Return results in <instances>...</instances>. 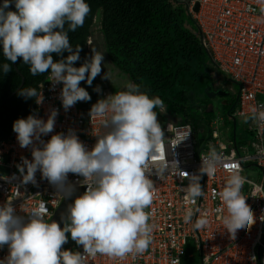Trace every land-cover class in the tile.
<instances>
[{"label": "clouds", "instance_id": "clouds-1", "mask_svg": "<svg viewBox=\"0 0 264 264\" xmlns=\"http://www.w3.org/2000/svg\"><path fill=\"white\" fill-rule=\"evenodd\" d=\"M13 6L15 11L7 10ZM90 12L85 0H3L0 4V46L4 58L13 63L20 58L29 66L31 75L49 72L47 80L53 85L62 83L59 98L65 111L77 102L91 99L79 84L83 81L91 86L102 71L103 53L94 49L89 60L80 67L73 66L80 59L81 48L77 45L73 50L68 32L83 27ZM260 12L264 13V7ZM65 51L69 53L65 59L53 61L52 53L61 55ZM2 69L5 74L11 71L8 63ZM104 78L108 79L106 73ZM42 87L40 84L38 88H23L18 95L25 99L35 97L40 104L43 95L38 89ZM126 89L92 105L89 115L98 118L105 131L98 134L91 151L74 133L56 134L46 143L41 141L42 148L32 149L31 161L23 159L22 165L17 166L25 184H35L39 171L43 179L68 195L71 186L65 182L67 175L73 173L84 178L87 188L69 205L68 222L63 228L45 220V204L32 210L27 222L15 215L10 201L0 207V247L7 245L9 249L0 264H88L89 258L97 255L124 259L149 249L153 226L149 223L151 214L145 210L153 203L155 187L146 173L155 169L156 175L162 177L166 168L173 170L170 172L175 169L165 159H153L157 146L164 140L154 109L163 113L167 107L159 97L149 98L138 84L129 82ZM94 90L100 91L99 87ZM57 115L58 110L51 109L46 121L32 115L17 119L12 128L20 147H28L33 139L39 141L42 134L52 132ZM259 120L264 123V113L259 114ZM222 164L221 155L213 148L201 158L199 172L212 177ZM229 172L230 177L218 194L224 208L217 211L223 213L226 208L222 224L234 236L237 230L250 228L254 216L242 195L246 177L240 174L238 166ZM180 173L189 180L183 191L195 205L204 195L201 177ZM199 212V208L187 209L184 223L193 224L195 230L206 227L207 214L197 215ZM67 234L83 247L84 254L61 250L67 243ZM173 264H179V260Z\"/></svg>", "mask_w": 264, "mask_h": 264}, {"label": "built area", "instance_id": "built-area-1", "mask_svg": "<svg viewBox=\"0 0 264 264\" xmlns=\"http://www.w3.org/2000/svg\"><path fill=\"white\" fill-rule=\"evenodd\" d=\"M195 4L197 9L193 10ZM261 7L264 0H187L188 12L198 26L210 65L223 76L229 75L231 82L237 85L236 105L229 113L234 121L237 118L248 120L245 129L250 140L236 148L232 141L221 139L215 121L212 128L204 132L190 123L167 118L161 126L163 143L157 146L153 159H165L169 166L174 164V172H170L173 170L169 167L162 177L156 175L155 169L146 173L155 187L153 203L145 210L151 214L152 244L139 256L112 259L97 255L90 257L88 264H173L177 259L179 264H264V123L259 120V114L264 113V13L260 12ZM48 75L49 72L38 82L43 85L38 89L43 101L37 104L35 98L32 116L46 121L51 109L58 110L53 131L42 134L39 141L33 139V144L25 148L20 147L14 131L0 140V207L10 201L15 215L24 222L41 204L46 206L44 218L47 221L65 194L43 179L39 171L35 184L23 183L17 167L22 165L23 159L31 161L32 149L42 148L41 141L46 143L52 135L67 136L70 132L91 151L98 134L105 131L99 119L89 115L99 99L87 105L86 101L77 102L65 111L59 98L63 85H53L47 80ZM213 148L221 155L223 164L214 176L208 177L199 169L201 158ZM250 165L259 167L262 174L259 181L243 173ZM237 166L247 180L242 195L253 212L254 223L232 236L221 220L226 208L223 213L217 211L224 208L218 194L230 177L229 169ZM180 172L201 177L199 183L204 195L195 205L186 198L183 189L189 180L182 178ZM65 184L71 188L83 187L81 195L87 188L84 178L73 173L67 175ZM189 208H199L197 215L207 214L208 225L195 230L193 224H185L183 216ZM195 219L194 216L193 223ZM67 235V243L61 250L84 254L83 247ZM8 252L7 245L0 247V260L5 259Z\"/></svg>", "mask_w": 264, "mask_h": 264}, {"label": "trees", "instance_id": "trees-1", "mask_svg": "<svg viewBox=\"0 0 264 264\" xmlns=\"http://www.w3.org/2000/svg\"><path fill=\"white\" fill-rule=\"evenodd\" d=\"M91 12L83 27L68 32L69 42L75 50L80 46V59L73 66L80 67L89 55L86 43L91 35L95 14L100 11L99 32L109 62L128 75L130 82L140 85L149 98L159 97L167 113L175 122L190 123L197 128L196 117L207 124L214 118V107L207 106L201 114L192 110V94L200 93L198 82H210V73L216 71L209 62L202 45L197 24L187 9V0H85ZM3 3V2H2ZM7 10L15 11L14 6ZM67 28V26H65ZM54 62L65 59L69 53H52ZM8 63L11 71L3 72ZM218 72V71H216ZM47 72L31 75L22 59L13 62L3 56L0 46V140L13 131L17 119H26L35 111V97L27 98L18 92L27 87L37 88ZM22 82V83H21ZM91 90V89H90ZM92 91V90H91ZM94 101L92 92H88ZM204 95V94H202ZM227 104L223 108L228 109ZM157 112L161 125L167 115Z\"/></svg>", "mask_w": 264, "mask_h": 264}, {"label": "rangeland", "instance_id": "rangeland-1", "mask_svg": "<svg viewBox=\"0 0 264 264\" xmlns=\"http://www.w3.org/2000/svg\"><path fill=\"white\" fill-rule=\"evenodd\" d=\"M99 16L100 11H98L95 14L93 23L91 25V35L87 40L86 48L90 56H92V49H94L96 52L103 53V62H102V71L101 73L92 81V85L89 86L86 82H80L79 86L84 88L87 92H92V96L95 100L97 99H105L107 96L112 95L116 92L120 91H126V85L130 82V79L127 74L121 72L118 70L115 66H113L104 51L103 48V39L101 36V33L99 32ZM91 41V43H90ZM105 73L108 76V79L104 78ZM222 74L212 71L210 73V82H214V85L217 87L222 86L221 88L225 89L226 96H223L221 94H215L213 96H205L200 93H194L192 94V110L196 114H201V111H204L206 107L212 105L214 108V113L217 121V127L220 132V136L223 139L224 142L232 141L234 144V147H238V144L246 143L250 140V135L245 129V118H237L236 121L233 122V118L230 115V111H232L235 106L234 104L231 106L232 98L234 94V98L236 97L237 92V85L234 83H231L229 80L223 77ZM99 87L100 91L97 92L94 89ZM211 88V89H210ZM92 91H91V90ZM212 87H209V90L212 91ZM213 92V91H212ZM229 105L228 106V112H225V108H223V105ZM87 105V103H86ZM160 110V109H159ZM88 110H86L87 113ZM167 115V118L171 121H176L177 118L170 116L167 111L163 112ZM85 114L84 116H86ZM197 125L200 123V126L204 127V132L207 130V125L205 123V120L202 121L197 118ZM165 123L162 122L161 126H163ZM244 174L252 176L256 181H259L261 179V171L258 166L256 165H250L249 167H246L243 171ZM76 187L71 188V191L75 190ZM63 251V250H62ZM190 264H195L194 262H191Z\"/></svg>", "mask_w": 264, "mask_h": 264}, {"label": "water", "instance_id": "water-1", "mask_svg": "<svg viewBox=\"0 0 264 264\" xmlns=\"http://www.w3.org/2000/svg\"><path fill=\"white\" fill-rule=\"evenodd\" d=\"M2 2L3 0H0V4H2ZM196 9H197V4H195L193 7V10H196ZM224 76L226 77L227 80L231 82V78L229 77V75L224 74ZM196 85L205 96H213L216 94V92H212L209 90V86L207 85V82L205 81L198 82ZM82 190H83V187H76V189L71 191L70 194L65 195V197L63 198L61 203L57 206V208L54 210L53 214L47 220V222L49 223L56 222L61 228H63L65 225L66 219L68 217V207L74 202V200L77 197L81 196Z\"/></svg>", "mask_w": 264, "mask_h": 264}, {"label": "flooded vegetation", "instance_id": "flooded-vegetation-1", "mask_svg": "<svg viewBox=\"0 0 264 264\" xmlns=\"http://www.w3.org/2000/svg\"><path fill=\"white\" fill-rule=\"evenodd\" d=\"M222 76V75H221ZM224 77V76H223ZM226 78V77H225ZM232 83V82H231ZM208 86L209 87H212L213 89H212V91L213 92H216V94H221V95H223V96H226V90L225 89H223V88H221L222 86H218L217 85V87L214 85V82L212 81V82H209L208 83ZM211 89V88H210ZM199 91L201 92V90L199 89ZM224 92V93H223ZM203 94V93H202ZM233 95V100H232V102H231V106L234 104V106L236 105V97L234 98V94H232ZM228 110V109H227Z\"/></svg>", "mask_w": 264, "mask_h": 264}, {"label": "crops", "instance_id": "crops-1", "mask_svg": "<svg viewBox=\"0 0 264 264\" xmlns=\"http://www.w3.org/2000/svg\"><path fill=\"white\" fill-rule=\"evenodd\" d=\"M228 110H226L225 109V112H227ZM203 121V120H202ZM217 122L216 121V118H212L206 125H207V130H210L211 128H212V124H213V122ZM201 124L199 123V126L196 128V129H199V131H200V129L203 131L204 130V127L203 126H200ZM205 131V130H204ZM220 133V132H219ZM222 139V138H221ZM223 140V139H222ZM229 142V141H228ZM238 145H240V144H238Z\"/></svg>", "mask_w": 264, "mask_h": 264}, {"label": "bare ground", "instance_id": "bare-ground-1", "mask_svg": "<svg viewBox=\"0 0 264 264\" xmlns=\"http://www.w3.org/2000/svg\"><path fill=\"white\" fill-rule=\"evenodd\" d=\"M90 43H91V41H90Z\"/></svg>", "mask_w": 264, "mask_h": 264}]
</instances>
